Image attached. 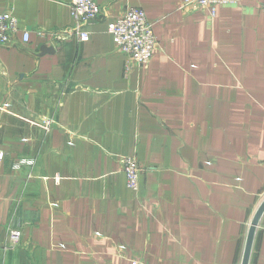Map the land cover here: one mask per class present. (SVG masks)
<instances>
[{"label": "crops", "instance_id": "obj_1", "mask_svg": "<svg viewBox=\"0 0 264 264\" xmlns=\"http://www.w3.org/2000/svg\"><path fill=\"white\" fill-rule=\"evenodd\" d=\"M69 1L0 0L29 31L0 47V264H241L264 199V0L214 17L96 0L82 42ZM131 7L158 42L145 67L107 31ZM248 264H264V212Z\"/></svg>", "mask_w": 264, "mask_h": 264}, {"label": "built area", "instance_id": "obj_2", "mask_svg": "<svg viewBox=\"0 0 264 264\" xmlns=\"http://www.w3.org/2000/svg\"><path fill=\"white\" fill-rule=\"evenodd\" d=\"M240 0H183L181 8H191L206 12L210 17L216 15L220 6L236 5ZM70 13L74 22V33L78 41H87L90 32L87 26L95 21L100 13L101 7L96 0H70ZM107 31L112 35L116 48L125 54L128 61L145 67L154 56L158 42L153 33L152 24L147 20L145 12L139 7H131L121 15L116 16L108 23ZM22 32L23 41L29 39V31L22 28L17 17L11 12H0V47L7 44L11 37ZM39 33H44L40 31ZM7 106V104H6ZM44 129H48L52 124L51 119H40L32 121ZM4 152L0 150V159L4 157ZM33 161L21 158L14 165L18 168L22 165H30ZM122 170L125 175L128 189L137 192L140 188V167L135 156H124L121 158ZM22 231L18 227H9L7 243L13 247L21 241ZM123 248V247H122ZM136 264V262H132Z\"/></svg>", "mask_w": 264, "mask_h": 264}, {"label": "water", "instance_id": "obj_3", "mask_svg": "<svg viewBox=\"0 0 264 264\" xmlns=\"http://www.w3.org/2000/svg\"><path fill=\"white\" fill-rule=\"evenodd\" d=\"M263 212H264V199L262 200V202L260 203V205L256 209V211L252 217V220L250 222L241 264H248L255 231H256L258 222H259L260 217L262 216Z\"/></svg>", "mask_w": 264, "mask_h": 264}]
</instances>
